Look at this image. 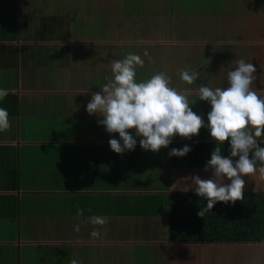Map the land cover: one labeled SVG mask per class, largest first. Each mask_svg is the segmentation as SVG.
Here are the masks:
<instances>
[{
    "label": "crops",
    "instance_id": "crops-1",
    "mask_svg": "<svg viewBox=\"0 0 264 264\" xmlns=\"http://www.w3.org/2000/svg\"><path fill=\"white\" fill-rule=\"evenodd\" d=\"M129 53L144 61L137 82L167 72L207 124L211 105L198 100V89L227 87V71L239 59L256 67L252 89L264 97V0H0V89L9 93L0 107L11 123L0 132V264H52L42 255L31 262L26 251L62 246L72 252L68 264H219L221 248L210 246L237 248L204 245L194 258L170 239L171 194L195 193L188 177L212 172L174 167L169 152L216 144L207 127L190 140L174 137L159 152L142 150L136 137L134 150L117 154L109 140L119 134L87 113L112 75L111 61ZM182 70L201 78L188 85ZM261 175L257 168L243 177L244 192L264 194ZM40 198L54 201L43 214L33 208ZM56 201L68 205L67 216H56ZM92 216L107 223L93 226ZM60 218L68 220L66 240L49 231ZM94 227L100 238L90 237ZM262 246L257 261L248 253L241 264H264Z\"/></svg>",
    "mask_w": 264,
    "mask_h": 264
},
{
    "label": "clouds",
    "instance_id": "clouds-1",
    "mask_svg": "<svg viewBox=\"0 0 264 264\" xmlns=\"http://www.w3.org/2000/svg\"><path fill=\"white\" fill-rule=\"evenodd\" d=\"M235 63L236 66L227 71V87L202 85L198 89V100L211 105L207 124L190 107L196 101L190 103L188 90L181 92L172 87L167 72L159 71L137 82V66L142 67L144 61L131 53L123 59L111 61V77L105 78L107 83L100 87L101 92L92 95L86 107L89 115L102 117L98 123L109 134H119L120 140H109L111 150L117 154L134 150L136 137L140 138L142 150L159 152L161 148H167L174 137L190 140L199 134L201 128L207 127L217 144L204 167V171L211 170L212 175L208 179H201L199 175L188 177L195 194L206 201V206L202 205L198 211V217H204L218 202L234 204L241 201L245 188L243 177L254 174L258 164L264 179V147L261 146L264 141H258L264 135V97L252 89L257 69L244 59ZM179 75L188 85L201 78L197 70H182ZM8 95L6 89H0V101ZM10 128L9 113L0 107V132ZM132 129L134 135L129 132ZM225 141L230 143L228 157L222 155L221 146ZM191 150L188 145L173 148L169 157H184ZM236 157L238 159L234 160ZM225 179L230 183H225ZM77 214L82 215L83 209L77 208ZM88 223L103 226L107 220L92 216ZM74 231L78 233L80 225H75ZM89 235L96 239L101 233L94 227ZM71 264H77V261L72 260Z\"/></svg>",
    "mask_w": 264,
    "mask_h": 264
},
{
    "label": "trees",
    "instance_id": "trees-1",
    "mask_svg": "<svg viewBox=\"0 0 264 264\" xmlns=\"http://www.w3.org/2000/svg\"><path fill=\"white\" fill-rule=\"evenodd\" d=\"M217 144H193L184 157L173 156L172 165L177 168L205 167ZM264 147L263 144H261ZM222 155H230V144H224ZM238 159V157L233 158ZM259 168V164L257 165ZM206 201L194 192H173L170 197V239L182 245L184 252H195L211 244H237L251 248L255 261L261 257L264 243V194L244 192V198L234 204L218 202L212 211L198 217ZM261 247V248H260ZM259 249V250H257ZM257 263V262H256Z\"/></svg>",
    "mask_w": 264,
    "mask_h": 264
},
{
    "label": "rangeland",
    "instance_id": "rangeland-1",
    "mask_svg": "<svg viewBox=\"0 0 264 264\" xmlns=\"http://www.w3.org/2000/svg\"><path fill=\"white\" fill-rule=\"evenodd\" d=\"M56 2V0H54ZM57 183V180H56ZM54 204V201L51 199L49 200H45L43 198L38 199L35 202V205L33 206L34 210L39 213L42 212H48L52 206ZM57 215H64L67 216L68 215V205L63 203L62 204H58V201H56V216ZM34 219L38 220L37 217H34ZM68 220L67 218H60V219H56V227H52L49 229V231H54L56 230V234L59 235V237H56L58 239H67V235H68ZM167 230V226H163L160 228V235H161V231L163 233V231L165 232ZM154 231L155 230H151ZM150 233L149 235H155V233ZM143 238V237H141ZM237 248H235V250H227L225 249L226 247H230L231 246H210L212 250H214L215 247L217 248H221V251H216V252H220V253H216L214 255L215 259L219 262V264H241L242 261H244L247 256L248 253L250 255L253 256L252 251H256L255 248H251L250 246H244L242 247L241 250V245H236ZM248 248V249H247ZM261 248V247H260ZM200 248L195 247V253L193 254V252H189V255L192 256L194 255V258H199L200 257ZM80 249H77L76 251L79 252ZM145 249L141 248L138 251H136L138 253V255H140L141 253H143ZM259 250V249H257ZM1 251V249H0ZM26 253L29 254V257L32 259L31 262H35L36 261V257L38 255H42L44 256V258H48L50 261H46L45 263H52V264H68L71 258V253L68 252V248L67 246H62L59 248H53V249H45V248H30L26 251ZM163 253V249H160L157 253L158 257H161ZM189 255H184V259L189 260ZM251 262V261H250ZM190 263V260H189ZM258 263V262H257ZM82 264V262H81Z\"/></svg>",
    "mask_w": 264,
    "mask_h": 264
}]
</instances>
